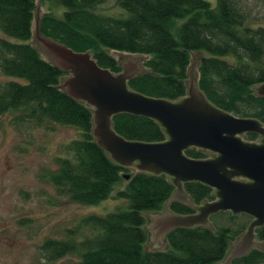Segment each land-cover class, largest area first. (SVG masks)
<instances>
[{
    "label": "trees",
    "instance_id": "16d2710c",
    "mask_svg": "<svg viewBox=\"0 0 264 264\" xmlns=\"http://www.w3.org/2000/svg\"><path fill=\"white\" fill-rule=\"evenodd\" d=\"M47 7L38 17L39 34L74 52H89L99 67L120 70L108 50L145 56L136 77L127 81L140 94L165 100L185 95L191 53L200 54L193 80L205 99L240 118L264 126V96L254 86L264 82V24L254 22L244 0H38ZM35 0H0V115L12 111L17 122L39 126L44 121L76 129L64 143L56 167L45 177L67 200L94 205L125 199V209L104 215L85 214L63 230L59 238L42 240L46 261L73 256V264H217L245 229L250 218L220 212L208 226L176 227L164 237L165 249H145L142 212H157L174 190L165 175L129 171L112 162L91 132L90 108L66 95L60 79L66 75L40 56L31 41ZM114 132L126 140L158 142L160 127L150 118L127 113L111 118ZM248 139L254 135L248 134ZM187 157L207 155L195 148ZM126 175L125 179L122 176ZM121 182L123 187H117ZM194 204L213 199V191L199 182H185ZM167 210L189 214V206L170 201ZM222 219V221H220ZM230 264H264V251L251 248Z\"/></svg>",
    "mask_w": 264,
    "mask_h": 264
},
{
    "label": "water",
    "instance_id": "95a60500",
    "mask_svg": "<svg viewBox=\"0 0 264 264\" xmlns=\"http://www.w3.org/2000/svg\"><path fill=\"white\" fill-rule=\"evenodd\" d=\"M35 13L34 37L46 58L66 72L58 87L91 110V136L108 158L135 172L165 175L174 190L166 200L189 206L192 213L152 214V245L158 247L176 227L208 226L220 212L250 218L244 231L230 244L222 264L244 256L251 248L264 251V126L240 118L208 102L188 71L185 95L175 100L151 98L130 89L127 81L142 71L136 58L126 56L125 69L114 73L98 66L89 52H74L39 34ZM264 96V82L254 86ZM120 113L152 119L164 134L158 142L126 140L112 129L111 118ZM245 133L257 134L254 141ZM207 155L187 157V149ZM126 177V175H124ZM185 182H199L212 189L213 199L194 204Z\"/></svg>",
    "mask_w": 264,
    "mask_h": 264
},
{
    "label": "rangeland",
    "instance_id": "374dc122",
    "mask_svg": "<svg viewBox=\"0 0 264 264\" xmlns=\"http://www.w3.org/2000/svg\"><path fill=\"white\" fill-rule=\"evenodd\" d=\"M35 2L37 16L46 11L48 6L54 10L58 8L60 13L63 10L62 5ZM113 5L114 0H105L101 7L110 10ZM243 8L254 22L264 24V0H244ZM34 25L35 14L31 41L40 56L47 59L42 45L34 37ZM108 52L118 64L125 62L127 55L136 58L139 64L145 58L139 54ZM200 54L203 53L193 52L190 55L192 63L188 71L192 80L195 78L196 59ZM11 79L0 73V83ZM14 114L8 111L0 115V264H73V256L46 261L38 248L42 240L61 237L65 228L85 214L104 215L115 209H125L128 202L125 199L107 198L87 206L59 196L45 174L56 167L55 157L63 154L61 147L64 143L77 136L76 129L49 121L39 126L17 122L13 119ZM244 136L243 140H255ZM127 169L134 171L133 168ZM121 182L117 187H123ZM164 205L157 212H142L147 233L145 249L167 248L165 240L158 247L152 245L151 234L152 214L167 212ZM230 244L227 251L231 249Z\"/></svg>",
    "mask_w": 264,
    "mask_h": 264
},
{
    "label": "flooded vegetation",
    "instance_id": "af4514ba",
    "mask_svg": "<svg viewBox=\"0 0 264 264\" xmlns=\"http://www.w3.org/2000/svg\"><path fill=\"white\" fill-rule=\"evenodd\" d=\"M125 62H126V61H125ZM125 62L119 64V66H120V70H119L118 72H120V71H124V69H125ZM118 72H116V73H118ZM248 134H252V133H245L244 135L247 136ZM252 135H254V138H253V139H255V138L258 137L257 134H252ZM253 139H250V140H253ZM200 203H201V202H200Z\"/></svg>",
    "mask_w": 264,
    "mask_h": 264
},
{
    "label": "crops",
    "instance_id": "0c3cea01",
    "mask_svg": "<svg viewBox=\"0 0 264 264\" xmlns=\"http://www.w3.org/2000/svg\"><path fill=\"white\" fill-rule=\"evenodd\" d=\"M167 206V205H166Z\"/></svg>",
    "mask_w": 264,
    "mask_h": 264
}]
</instances>
